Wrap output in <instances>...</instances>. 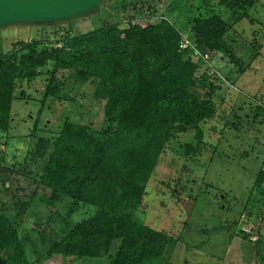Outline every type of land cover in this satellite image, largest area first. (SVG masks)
I'll list each match as a JSON object with an SVG mask.
<instances>
[{"label": "rangeland", "instance_id": "374dc122", "mask_svg": "<svg viewBox=\"0 0 264 264\" xmlns=\"http://www.w3.org/2000/svg\"><path fill=\"white\" fill-rule=\"evenodd\" d=\"M210 16L227 23L230 56L196 48L193 23ZM161 20L178 30L180 47L196 67L191 91L214 114L199 125V144L195 129L172 135L134 219L173 241L164 264H264V184L255 187L264 157V0H114L68 23L2 28L0 56L31 43L33 48L19 55L41 54L61 47L67 37L107 24L125 28ZM80 72L55 68L52 61L20 65L9 129L0 132V213L17 229L29 264H80L50 259L49 240L61 238L95 211L72 205L66 196L52 206L40 191L31 196L65 124L85 127L102 143L116 125L105 118L104 101L94 96L97 79ZM40 138L49 140L43 157L35 146ZM94 261L90 264H105Z\"/></svg>", "mask_w": 264, "mask_h": 264}, {"label": "trees", "instance_id": "16d2710c", "mask_svg": "<svg viewBox=\"0 0 264 264\" xmlns=\"http://www.w3.org/2000/svg\"><path fill=\"white\" fill-rule=\"evenodd\" d=\"M227 27L219 16L197 18L192 27L196 48L230 56ZM61 43L41 54L31 50L19 55L34 46L22 44L0 56V132L9 129L18 67L46 61L63 70L81 68L82 75L96 78L94 96L104 101V116L116 125L110 140L102 143L85 127L65 124L41 179L33 182L31 196L40 191L51 206L66 196L72 205L95 209L61 238L49 240L46 255L56 262L68 258L80 264L94 260L164 264L166 247L173 241L135 221L134 215L143 205L147 182L172 135L195 129L199 144L203 135L199 125L214 114L212 106L191 91L196 86V67L180 47L178 30L166 20L146 26L128 23L125 28L107 24ZM35 146L43 157L49 140L40 138ZM263 184L259 171L255 187ZM36 229L45 242L42 230ZM0 252V264H29L17 229L2 213Z\"/></svg>", "mask_w": 264, "mask_h": 264}, {"label": "water", "instance_id": "95a60500", "mask_svg": "<svg viewBox=\"0 0 264 264\" xmlns=\"http://www.w3.org/2000/svg\"><path fill=\"white\" fill-rule=\"evenodd\" d=\"M114 0H0V29L68 23L89 16Z\"/></svg>", "mask_w": 264, "mask_h": 264}, {"label": "built area", "instance_id": "2783aa9c", "mask_svg": "<svg viewBox=\"0 0 264 264\" xmlns=\"http://www.w3.org/2000/svg\"><path fill=\"white\" fill-rule=\"evenodd\" d=\"M181 45L183 46V48H185L188 45V42L185 41V43H183ZM204 57H205V59L207 58V56H204ZM260 172H261V174H262V176L264 178V157H263L262 162H261Z\"/></svg>", "mask_w": 264, "mask_h": 264}]
</instances>
